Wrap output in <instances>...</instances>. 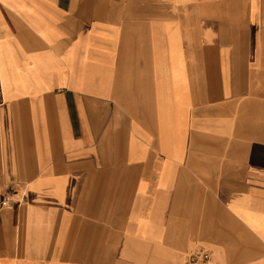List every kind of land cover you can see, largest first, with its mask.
<instances>
[{"label": "crops", "instance_id": "1", "mask_svg": "<svg viewBox=\"0 0 264 264\" xmlns=\"http://www.w3.org/2000/svg\"><path fill=\"white\" fill-rule=\"evenodd\" d=\"M200 245L264 264V0H0V264Z\"/></svg>", "mask_w": 264, "mask_h": 264}, {"label": "built area", "instance_id": "2", "mask_svg": "<svg viewBox=\"0 0 264 264\" xmlns=\"http://www.w3.org/2000/svg\"><path fill=\"white\" fill-rule=\"evenodd\" d=\"M11 202L9 196H5L2 204ZM184 264H225L211 249L200 245L192 249L184 260Z\"/></svg>", "mask_w": 264, "mask_h": 264}]
</instances>
